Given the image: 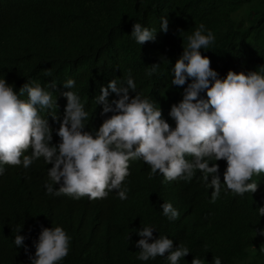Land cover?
Listing matches in <instances>:
<instances>
[{"label": "trees", "instance_id": "trees-1", "mask_svg": "<svg viewBox=\"0 0 264 264\" xmlns=\"http://www.w3.org/2000/svg\"><path fill=\"white\" fill-rule=\"evenodd\" d=\"M161 17L168 20L166 33L160 30ZM133 23L156 29L154 41L137 44L130 36ZM201 23L215 35V43L201 49V55L219 78L230 70L247 74L264 67V0H0V79L18 95L28 81L46 90L51 81L57 83L49 89L56 109H45L54 145L60 142L55 134L59 125L49 113L63 118L67 100L62 93L78 94L89 114L85 131L95 132L112 115L101 116L95 96L111 80L126 78L129 70L136 91L157 104L174 128L168 113L182 100L183 87L172 85L171 69L187 44L186 36ZM152 65L160 67L149 75ZM68 79L76 81L74 88L63 87ZM116 98L110 93L108 100ZM21 99H27L26 94ZM137 160L129 161L124 201L115 190L96 200L46 194L52 165L42 157L28 169L3 167L0 264H30L41 229L57 226L71 237L69 253L59 264H168L159 256L137 259L135 244L141 237L136 232L145 226L155 228L154 239H171L173 250L181 244L189 249L178 264H191L194 257L204 258L205 264L215 257L221 264H264V237L254 232L264 229V217L256 212L264 206V173L252 177L258 183L255 193L237 196L222 190L211 203L212 189L205 188L199 171L190 182H165L160 174L149 180L150 167ZM216 163L223 183L226 163ZM164 202L178 210V219L170 221L162 214ZM17 234L25 237L21 247L14 244Z\"/></svg>", "mask_w": 264, "mask_h": 264}, {"label": "clouds", "instance_id": "clouds-1", "mask_svg": "<svg viewBox=\"0 0 264 264\" xmlns=\"http://www.w3.org/2000/svg\"><path fill=\"white\" fill-rule=\"evenodd\" d=\"M160 30L168 31L166 17L160 19ZM155 34L156 29L133 23L130 36L143 45L154 41ZM186 40L171 69L172 85L183 87L182 100L172 105L168 113L175 122L174 128L162 118L157 104L136 91L129 70L126 78L111 80L95 96L96 105L102 106L101 116L112 113L95 132L85 131L89 114L78 94L63 92L67 100L63 118L56 112L49 113L59 125L55 134L60 142L54 145L45 109H56L49 89H55L57 83L51 81L46 90L39 83L28 81L18 95L12 85L0 79V175L10 166L28 169L42 157L47 165H52L47 170L51 183L44 185L46 194L96 200L115 190L117 198L124 201L129 192L123 183L130 175L129 161L141 159L150 167L149 180L160 174L165 182H190L199 171L205 188L212 189L211 203L216 202L222 190L237 196L255 193L258 183L252 177L264 173V67L247 74L230 70L221 79L200 51L215 43L214 33L201 23ZM159 67L150 66L148 74H155ZM187 81L191 82L184 87ZM75 86L73 79L63 84L67 89ZM130 92L134 97L130 98ZM110 93L117 98L109 101ZM25 94L27 99H21ZM221 160L226 163L223 183L216 163ZM57 184L60 187L54 189ZM160 207L170 221L179 218L171 203L164 202ZM256 212L264 217V206ZM154 231V227L145 226L136 232L141 237L135 244L138 260L159 256L165 257L168 264H178L189 255V249L182 244L173 250V241L167 236L154 239ZM254 232L264 237V229ZM24 239L17 234L16 247L23 246ZM70 241L60 226L42 228L33 245L34 257L29 256L30 264H59L69 253ZM191 264H205V260L194 257ZM212 264H221L220 258H213Z\"/></svg>", "mask_w": 264, "mask_h": 264}]
</instances>
